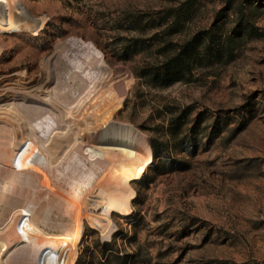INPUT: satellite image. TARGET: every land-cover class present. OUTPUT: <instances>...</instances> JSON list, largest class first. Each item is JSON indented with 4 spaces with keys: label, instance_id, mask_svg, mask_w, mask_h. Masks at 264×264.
Here are the masks:
<instances>
[{
    "label": "rangeland",
    "instance_id": "374dc122",
    "mask_svg": "<svg viewBox=\"0 0 264 264\" xmlns=\"http://www.w3.org/2000/svg\"><path fill=\"white\" fill-rule=\"evenodd\" d=\"M21 2L46 23L37 34H0V70L9 77L25 71L78 106L99 87L81 42L133 78L126 92L119 82L125 98L113 119V132L129 142L132 211L113 215L109 239L84 219L80 243L52 261L264 264V0ZM197 36L210 50L199 49L190 75L169 86L154 77ZM67 185L59 182L57 194Z\"/></svg>",
    "mask_w": 264,
    "mask_h": 264
},
{
    "label": "bare ground",
    "instance_id": "6f19581e",
    "mask_svg": "<svg viewBox=\"0 0 264 264\" xmlns=\"http://www.w3.org/2000/svg\"><path fill=\"white\" fill-rule=\"evenodd\" d=\"M45 21L34 20L21 0H0V34H37ZM79 43L90 51L99 84L87 95L100 94L90 106L92 95L75 106L40 89L41 78L0 70V206L7 209L0 210V264H75L72 256L52 260L80 243L84 219L109 239L113 215L132 211V161L113 132L125 98L119 82L126 92L132 74L113 71L94 45ZM64 181L58 195L55 186Z\"/></svg>",
    "mask_w": 264,
    "mask_h": 264
},
{
    "label": "trees",
    "instance_id": "16d2710c",
    "mask_svg": "<svg viewBox=\"0 0 264 264\" xmlns=\"http://www.w3.org/2000/svg\"><path fill=\"white\" fill-rule=\"evenodd\" d=\"M213 41L214 38L211 39V43ZM200 48H204V51H209L210 43L204 46L200 36H197L194 39L186 42L180 48V50L176 52V54H174L171 58L166 59L164 63L156 68L154 77L161 79L165 86H169L175 82L183 81L187 75L192 73L193 62L198 58V52ZM221 55V52H217L215 54V58H221ZM114 134L119 140L121 146H123L126 150H129V142H127V139H124L126 135H124L121 130H115ZM151 149L153 150L152 152L154 159L158 160L161 156L154 143H151ZM133 159L136 163L137 160L135 156ZM104 246L109 248L111 247V244H104ZM119 259L121 260V258Z\"/></svg>",
    "mask_w": 264,
    "mask_h": 264
},
{
    "label": "water",
    "instance_id": "95a60500",
    "mask_svg": "<svg viewBox=\"0 0 264 264\" xmlns=\"http://www.w3.org/2000/svg\"><path fill=\"white\" fill-rule=\"evenodd\" d=\"M136 181V180H135Z\"/></svg>",
    "mask_w": 264,
    "mask_h": 264
}]
</instances>
